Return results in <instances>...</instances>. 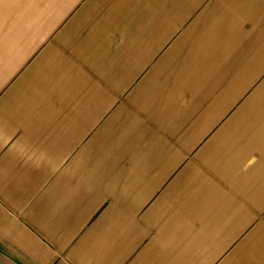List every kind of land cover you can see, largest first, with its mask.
Returning <instances> with one entry per match:
<instances>
[{
  "label": "crops",
  "instance_id": "0c3cea01",
  "mask_svg": "<svg viewBox=\"0 0 264 264\" xmlns=\"http://www.w3.org/2000/svg\"><path fill=\"white\" fill-rule=\"evenodd\" d=\"M0 264H264V0H0Z\"/></svg>",
  "mask_w": 264,
  "mask_h": 264
}]
</instances>
